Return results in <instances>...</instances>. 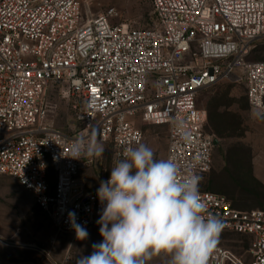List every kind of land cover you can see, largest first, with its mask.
Masks as SVG:
<instances>
[{"label":"built area","instance_id":"1","mask_svg":"<svg viewBox=\"0 0 264 264\" xmlns=\"http://www.w3.org/2000/svg\"><path fill=\"white\" fill-rule=\"evenodd\" d=\"M154 16L146 29L113 24L107 9L88 15L81 0H0V175L15 179L58 233L76 237L102 206L99 186L80 176L94 159H72L70 146L95 131L114 159L143 140L136 119L166 127L164 158L181 176L200 177L213 159L200 91L219 81L245 84L251 108L264 115V60L248 59L264 37V0H148ZM50 85L72 99L83 127L67 135L48 121L55 105ZM206 214L222 232L250 239L248 264H264V207L235 208L224 195L202 190ZM208 264H244L217 246Z\"/></svg>","mask_w":264,"mask_h":264},{"label":"rangeland","instance_id":"2","mask_svg":"<svg viewBox=\"0 0 264 264\" xmlns=\"http://www.w3.org/2000/svg\"><path fill=\"white\" fill-rule=\"evenodd\" d=\"M81 2L88 15L112 9L114 15L110 19L111 23L125 24L131 29H146L154 22L148 0ZM248 59L264 60V37L253 42ZM62 90L61 86L48 87L47 101L55 105V112L49 115L48 121L65 134L75 136L83 124L75 119L72 99L64 98ZM196 103L205 111L209 107L216 110L218 129L221 132L214 134L218 144L213 148L212 165L200 188L224 195L240 210L264 207V115L249 106L245 84L240 81H219L200 91ZM134 124L142 132L141 143L152 148L157 159L164 158L167 146L166 127L148 124L139 119ZM205 131L213 132L208 126ZM103 144L106 148L103 157L95 158L86 168V177L91 187L99 186L111 174L114 159L112 146L109 143ZM96 221L86 229L89 235L85 242L68 251L67 264H76L81 255L91 253L93 243L102 241ZM57 235L60 234L47 214L37 206L32 195L15 179L0 175V238L5 243L35 242L51 246ZM61 237L69 243L73 238L68 234H61ZM249 243L250 239L244 235L221 232L217 246L230 251L244 264H248ZM169 259L161 254L152 257L146 264H168Z\"/></svg>","mask_w":264,"mask_h":264},{"label":"clouds","instance_id":"3","mask_svg":"<svg viewBox=\"0 0 264 264\" xmlns=\"http://www.w3.org/2000/svg\"><path fill=\"white\" fill-rule=\"evenodd\" d=\"M105 146L95 131L75 139L72 159L103 157ZM110 177L101 181L97 196L102 206L99 234L89 255L76 264H146L154 256L169 257L168 264H208L224 228L222 220L206 214L200 177L181 176L171 158H156L140 143L113 159ZM78 240L88 238L86 228L69 214Z\"/></svg>","mask_w":264,"mask_h":264},{"label":"crops","instance_id":"4","mask_svg":"<svg viewBox=\"0 0 264 264\" xmlns=\"http://www.w3.org/2000/svg\"><path fill=\"white\" fill-rule=\"evenodd\" d=\"M86 172V173H85ZM82 173V175H81ZM85 173V175H83ZM88 171L85 169L80 172V176L86 181L87 188L93 189L88 184ZM106 181V180H105ZM57 238L53 241V245L45 246L35 242H4L0 238V264H67V253L74 247H78L85 240H78L77 237L72 238L71 242L65 241L58 233Z\"/></svg>","mask_w":264,"mask_h":264},{"label":"trees","instance_id":"5","mask_svg":"<svg viewBox=\"0 0 264 264\" xmlns=\"http://www.w3.org/2000/svg\"><path fill=\"white\" fill-rule=\"evenodd\" d=\"M206 116H207V123L205 125V128L207 126L210 127L211 130L213 131L210 133H212L213 135L214 134H217V135L221 134L220 130L218 129V124H217L218 123V118H217L218 114H217L216 110L212 107L207 108Z\"/></svg>","mask_w":264,"mask_h":264},{"label":"water","instance_id":"6","mask_svg":"<svg viewBox=\"0 0 264 264\" xmlns=\"http://www.w3.org/2000/svg\"><path fill=\"white\" fill-rule=\"evenodd\" d=\"M218 144V140L215 138L214 140H213V146H216Z\"/></svg>","mask_w":264,"mask_h":264}]
</instances>
